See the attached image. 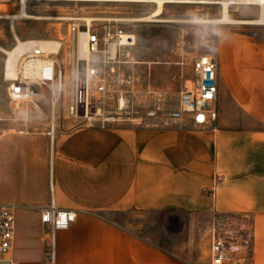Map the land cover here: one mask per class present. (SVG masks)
<instances>
[{"label": "crops", "instance_id": "obj_1", "mask_svg": "<svg viewBox=\"0 0 264 264\" xmlns=\"http://www.w3.org/2000/svg\"><path fill=\"white\" fill-rule=\"evenodd\" d=\"M230 11L239 20L261 17L254 4ZM213 55L217 116L204 126L189 117L86 122L70 113V95L14 110L22 122L0 133V205L14 210L16 264H50L41 212L51 203L75 212L54 232V264H210L216 214L250 220L243 264H264V20L219 28ZM130 211L169 217L148 238L118 218Z\"/></svg>", "mask_w": 264, "mask_h": 264}, {"label": "rangeland", "instance_id": "obj_2", "mask_svg": "<svg viewBox=\"0 0 264 264\" xmlns=\"http://www.w3.org/2000/svg\"><path fill=\"white\" fill-rule=\"evenodd\" d=\"M19 0H0V14L18 11ZM241 6V5H240ZM155 4L130 1H48L30 0L27 11L46 18L16 19L14 29L21 39H58L62 46L53 56L63 69L62 87L54 94L48 86H42L40 97L34 96L39 105L61 104L71 95L72 42L70 21L60 16H107L123 18L121 28L135 36L131 46L122 47L120 62L98 64L103 90H97L98 82L90 84V117L81 116L83 121L106 123L112 127L161 124L169 119L170 111L178 108L179 94L185 83L193 77L192 62L202 54H214L217 31L236 23L194 22L193 18H215L220 15L221 5L214 3H165L161 13L166 21L124 20L148 15ZM233 7V6H232ZM231 7V8H232ZM236 7V6H235ZM230 9V7H229ZM229 16L233 18V12ZM100 22H94L99 25ZM15 44L13 32L7 18H0V46L11 48ZM6 54L0 50V133L22 122L21 113L15 109L30 102L12 101L7 94L10 82L3 73ZM123 99L124 106L119 107ZM71 113V112H70ZM74 115V114H73ZM77 116V115H75ZM127 226L138 234L151 236V229L166 226V213L130 211L118 215ZM172 225L176 227L174 218ZM234 228L240 235L251 236V225L246 217L236 219ZM164 229V228H163ZM211 242V240H210ZM206 238L200 239V250L206 246Z\"/></svg>", "mask_w": 264, "mask_h": 264}, {"label": "built area", "instance_id": "obj_3", "mask_svg": "<svg viewBox=\"0 0 264 264\" xmlns=\"http://www.w3.org/2000/svg\"><path fill=\"white\" fill-rule=\"evenodd\" d=\"M30 1V0H28ZM48 1H91V0H48ZM214 4L222 7L221 0H213ZM228 7L240 5H257L261 11L264 7L262 0H226ZM168 3V2H165ZM186 3V2H170ZM190 3V2H189ZM202 3V2H197ZM60 19L70 21L69 31L74 40L78 33H82L89 51V59L76 62V73L73 74L74 60L72 62V83L69 102V111L74 115L87 116L92 114V104L87 103V93L90 84L96 80L97 90H103V80L100 77L98 64H111L120 62L118 58L122 47L131 46L132 33L121 28L123 18L107 16H91V25L83 16H60ZM94 22H100L94 25ZM131 36V37H129ZM16 46L18 40L14 37ZM38 38L22 39L24 48L18 51L13 59L14 76L9 77L7 94L12 101L30 102L33 105L34 96H39L42 86H48L54 94L55 89L62 87L63 69L53 59L58 51L48 50L37 41ZM124 39V43H122ZM62 43L59 47V50ZM5 70V67H3ZM193 77L185 83L179 94V106L170 111L169 118L184 120L190 118L196 126H204L217 116L215 106L218 93L217 62L214 55L202 54L192 62ZM205 71H212V77H205ZM5 73V72H4ZM205 80H212L206 84ZM88 117V116H87ZM75 219V212L71 209L57 208L53 203L42 207L41 221L50 226L49 250L46 258L50 264H54V232L67 228ZM237 218L229 214H216L210 223V264H243L245 256L243 252L249 250L251 236L240 235L234 228ZM15 232V214L11 205H0V264H16L9 256L13 247Z\"/></svg>", "mask_w": 264, "mask_h": 264}, {"label": "bare ground", "instance_id": "obj_4", "mask_svg": "<svg viewBox=\"0 0 264 264\" xmlns=\"http://www.w3.org/2000/svg\"><path fill=\"white\" fill-rule=\"evenodd\" d=\"M91 1H130V2H147V3H153L155 4V7L153 10L146 16L137 18V19H130L125 17L124 20H144V21H166V19L160 18L161 13L163 11V5L165 2H202V3H211L214 2L213 0H91ZM253 2L259 1V0H251ZM27 2L28 0H19V7L18 11L15 13H6V14H0V18H7L10 23V28L13 32L14 37L18 40V43L16 46H12L11 48H4L0 46V50L3 51L6 54V59L4 61V67L5 70H3L4 76L6 78L14 76V64L13 59L15 56H17L18 51L23 50L24 43L21 38L16 34L14 29V21L16 19H30V18H46L42 15H35L31 14L27 11ZM264 2V0H262ZM222 3V9L220 12V15L215 18H193L192 21L194 22H209V23H248V22H254V23H260L262 20H264V17H262V13H264V7L261 9V17L256 20H239L235 19L229 16V7L228 2L226 0H221ZM88 21V25H91L90 21L92 20L91 16H83ZM61 18V17H57ZM132 36V43L135 42V36L134 34ZM129 36V37H131ZM37 41L41 43L44 48H47L48 50L58 51L61 41L58 39H46V38H38ZM124 43V39L122 41ZM72 53H73V60H74V66H73V74L76 73V62H83L86 59H89V51L87 48V44L85 43V38L83 37L82 33H78L77 36H75L73 42H72ZM87 103H90V94L89 91L87 93ZM33 106H36L35 101L33 102ZM124 102L123 99L119 101V107H123ZM87 116L90 117L89 112H86Z\"/></svg>", "mask_w": 264, "mask_h": 264}, {"label": "water", "instance_id": "obj_5", "mask_svg": "<svg viewBox=\"0 0 264 264\" xmlns=\"http://www.w3.org/2000/svg\"><path fill=\"white\" fill-rule=\"evenodd\" d=\"M212 75H213V72L212 71H205L204 72V76L205 77H212ZM205 83L206 84H211L212 83V80H205Z\"/></svg>", "mask_w": 264, "mask_h": 264}]
</instances>
